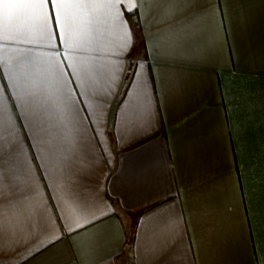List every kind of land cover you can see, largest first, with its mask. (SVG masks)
Segmentation results:
<instances>
[{"label": "snow or ice", "instance_id": "snow-or-ice-1", "mask_svg": "<svg viewBox=\"0 0 264 264\" xmlns=\"http://www.w3.org/2000/svg\"><path fill=\"white\" fill-rule=\"evenodd\" d=\"M216 11L223 15V8L208 0H0V264H29L37 258L56 264V245L69 237L77 238L70 243L78 264L81 256L84 264H94L105 246V222L115 210L82 180L93 145L104 152L100 136L111 99L123 97L113 117L123 139L124 132L138 135L153 124L149 85L165 98L181 97L190 86L187 75L176 71L168 73L170 83L163 74L157 81L151 63L145 81V64L139 61L133 79L123 83L125 59H131L134 48L125 14L170 24L154 38L156 64L183 69L216 58ZM235 170L240 172L239 165ZM253 179L260 194L257 198L253 191L245 202V221L252 228L259 213L264 248V163ZM236 183L242 189L239 178ZM147 223L155 227L142 235L131 264H195L191 237L187 243L184 239L187 221L174 208ZM257 264L264 261L257 258Z\"/></svg>", "mask_w": 264, "mask_h": 264}, {"label": "crops", "instance_id": "crops-1", "mask_svg": "<svg viewBox=\"0 0 264 264\" xmlns=\"http://www.w3.org/2000/svg\"><path fill=\"white\" fill-rule=\"evenodd\" d=\"M208 3L224 10L223 15L216 11L212 21L218 54L210 62L183 69L156 64L154 38L170 24H153L135 12L125 14L133 30L134 48L131 59H125L123 75L127 79L123 83L127 85L133 79L131 72L139 61L145 64V81L149 79L147 64L151 63L157 81L163 74L170 83L168 73L176 71L187 75L190 86L181 97L165 98L162 92L157 97L149 85L153 124L138 135L124 132L123 139L119 122L113 128L117 103L123 97L111 99L107 126L100 136L104 152L93 145L82 180L115 210L105 222V246L94 264H131L141 250L142 235L150 234L155 227L147 222L159 217L162 210L173 208L182 222L187 221L184 226L188 235L184 239L187 243L191 237L195 264H257V258L264 261L258 236L259 213L249 228L244 208L253 191L259 197V182L253 177L264 163V0ZM129 64L132 67H127ZM124 91V87L118 89L119 93ZM138 103H144L142 92ZM81 115L87 113L82 111ZM84 124L89 121L85 119ZM238 178L242 189L236 183ZM40 194L44 196L45 192ZM255 207L259 208V199ZM76 239L69 237L57 243L56 264H78L70 243ZM180 251L177 249V255ZM29 264L44 262L37 258ZM80 264H84L83 256Z\"/></svg>", "mask_w": 264, "mask_h": 264}, {"label": "trees", "instance_id": "trees-1", "mask_svg": "<svg viewBox=\"0 0 264 264\" xmlns=\"http://www.w3.org/2000/svg\"><path fill=\"white\" fill-rule=\"evenodd\" d=\"M136 34V33H135ZM139 35H138V33H137V37H138Z\"/></svg>", "mask_w": 264, "mask_h": 264}]
</instances>
